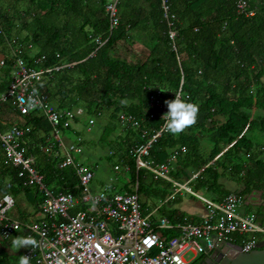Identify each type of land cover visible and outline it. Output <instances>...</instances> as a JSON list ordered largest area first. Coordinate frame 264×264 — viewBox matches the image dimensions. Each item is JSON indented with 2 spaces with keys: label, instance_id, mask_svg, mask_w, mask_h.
Returning a JSON list of instances; mask_svg holds the SVG:
<instances>
[{
  "label": "trees",
  "instance_id": "trees-1",
  "mask_svg": "<svg viewBox=\"0 0 264 264\" xmlns=\"http://www.w3.org/2000/svg\"><path fill=\"white\" fill-rule=\"evenodd\" d=\"M110 1L0 0V56L4 57L0 95L9 90L19 59L31 68H53L37 83V92L47 96L57 111L82 109L88 119H96L101 133L97 144L107 150L105 157L115 160L121 170L130 168L126 172L130 181L113 191L134 193L138 183L144 216L156 209L172 222L184 221L179 211L168 208L173 184L138 170L132 154L165 124L166 112L151 105L156 90L167 106L165 101L174 100L181 89V98L197 104L199 112L195 125L179 135L162 133L148 159L166 163L178 152L171 175L184 181L200 172L190 186L216 201L231 193L223 178L236 180L243 195L263 187L264 0H249L257 12L253 18L238 15L234 0H169L179 21L178 52L168 36L161 0H120V24L112 33ZM95 39L105 44L98 48ZM122 115L137 124L123 123ZM0 121L24 130L20 146L26 156L36 158L35 167L47 188L56 195H79L75 169H61L58 159L42 149L50 144L53 127L40 108L22 115L8 99L0 104ZM0 130L4 131L2 125ZM66 131L79 138L82 149L96 144L72 126L62 128L63 134ZM204 140L211 142L210 150L203 146ZM182 147L187 150L179 153ZM18 172L5 161L0 147V196L24 194L39 205V189L26 186ZM154 199L162 206L153 209L149 203ZM152 219L156 221V215ZM166 235L174 237L177 232Z\"/></svg>",
  "mask_w": 264,
  "mask_h": 264
},
{
  "label": "built area",
  "instance_id": "built-area-1",
  "mask_svg": "<svg viewBox=\"0 0 264 264\" xmlns=\"http://www.w3.org/2000/svg\"><path fill=\"white\" fill-rule=\"evenodd\" d=\"M111 0L107 6L110 17L111 33L120 24L118 3ZM238 15L253 18V9L249 0H234ZM163 19L169 28L168 36L175 52H178V17L172 13L169 0H161ZM98 48L105 42L95 39ZM4 57L0 56V65ZM59 70V68H55ZM52 69H35L27 66L21 59L17 61L12 74V83L7 93L0 95V104L13 99L14 106L26 115L38 108L53 127L52 139L43 151L58 159L61 169L72 166L79 178V195H56L44 184V177L35 167L36 158L26 156V150L20 146L24 130L12 126L9 131L0 130V147L5 161L19 169L18 176L24 179L26 186L39 189L42 200L38 205L39 218L23 222L10 216L15 207V198L11 195L0 196V238L10 239L17 232H24L38 241L39 246L33 251L28 248L24 256H29L35 264H191L185 256L193 253L195 259L211 254L218 246L228 243L237 244L242 252L256 250L264 240V224L258 221L253 213L244 210L246 198L240 192H232L216 201L195 192L190 186L198 178L194 174L190 180H176L172 175L171 164L178 152L172 153L168 162L159 163L148 159L153 143L166 132L164 125L152 136L147 144L136 147L132 154L136 159L137 169H145L155 179H162L174 186L175 195L186 192L202 201L207 215L197 222L185 219L183 222H172L161 218L153 223L150 216L142 213V202L138 194V183L135 192L113 191L112 186L96 190L92 186L95 173L89 167L78 162L83 155L80 145H67L63 140L62 128L72 126L75 118L83 115L82 109L57 111L49 104L48 98L37 92V83L45 73ZM183 81L181 83V87ZM161 91L156 90L151 97V105L157 111H168L161 100ZM181 97V89L178 92ZM152 118L154 116H151ZM123 123L137 124L132 117L122 115ZM95 119H88L86 130L92 131ZM1 125V121H0ZM182 147L179 153L186 152ZM122 167L116 166L119 171ZM128 171L129 167H124ZM113 185V184H112ZM177 231L178 235L167 237L165 232Z\"/></svg>",
  "mask_w": 264,
  "mask_h": 264
},
{
  "label": "crops",
  "instance_id": "crops-1",
  "mask_svg": "<svg viewBox=\"0 0 264 264\" xmlns=\"http://www.w3.org/2000/svg\"><path fill=\"white\" fill-rule=\"evenodd\" d=\"M1 125H2V129L4 130L3 132L9 131L12 126H15L12 122H3V124L1 122ZM126 167H128V166H126ZM184 181H187V180H184ZM222 184L225 186V188L227 190L231 191V193L232 192H239L243 189V187L241 185H239V183L236 180H234L233 178H223ZM106 186H109V185H106ZM134 190H135V188H134ZM188 194H185V192H182V193L175 195V197L173 199H171V197H170L168 199V200H170L169 201L170 206H168V208L170 210L179 211L180 214H182L184 216V220L187 219L188 221H191V222H197L201 218H203L207 215L206 206L202 201H200L199 199L195 198L192 195L188 196ZM176 198L179 199V201L174 202V200ZM207 198H209V197H207ZM38 200L41 201L40 196H38ZM15 201H16L15 207L10 212V216L12 218L17 219L19 221H23V222H31V221L37 220L40 217L39 213H38V205H35L34 199L32 197H30V196L28 197L27 195L22 194L18 198H15ZM247 202H249L248 199H247ZM245 206H251V205L245 204ZM158 212L159 211H157L155 209L152 213H150L147 216H150V219L152 221L153 220L152 216L156 215ZM245 212L250 213L246 210H245ZM161 218H168V217L161 216V217H158L156 221H152V222L157 223ZM257 218H258V216H257ZM258 221H259V219H258ZM259 222L262 223L261 221H259ZM167 232H171V231H167ZM167 232H165V235ZM175 232H177V231H175ZM177 235H178V232H177ZM17 236H25V234H24V232H17L8 240H2L0 238V264H19V260H20L21 256H24V253L28 248H21V249L17 250L11 244V241L13 239H15ZM30 264H35V263L30 261Z\"/></svg>",
  "mask_w": 264,
  "mask_h": 264
},
{
  "label": "rangeland",
  "instance_id": "rangeland-1",
  "mask_svg": "<svg viewBox=\"0 0 264 264\" xmlns=\"http://www.w3.org/2000/svg\"><path fill=\"white\" fill-rule=\"evenodd\" d=\"M89 116L85 113L83 115L78 116V121L77 122H73L72 124V128L75 131H79L82 136H84L85 140L87 141H91L93 139H95V146L89 147L85 146V148H83L84 153L82 156H79L78 162L84 164L87 167H91L94 169V173H95V178L92 182V186L94 187V189L96 190H101L103 189L106 185L109 186H114L117 191L120 190V188H122L125 184H127L130 181V175L126 172H124L123 170H119L116 171L115 170V160H110L108 158H106V154L108 153L106 149H104V147L102 145H100L99 143L97 144V139L99 137L100 130L97 129L96 125L94 127V131L92 133H89L86 130V122L88 121ZM96 121V119H95ZM102 124L106 123V119L103 118V120L101 119ZM100 121V122H101ZM63 134V133H62ZM63 140L65 141V143L67 145L71 144V143H75L77 144L79 142V138L72 132V131H66L63 136H62ZM263 145H264V140L260 141ZM204 147L208 150H210V148L212 147V144L210 141L208 140H204ZM94 148H96L97 150H95ZM101 149L100 150H98ZM264 159V156H263ZM113 184V185H112ZM185 194H188L185 192ZM204 194V193H202ZM190 194H188L189 196ZM205 197H209L210 199L213 198L211 195L205 193L204 194ZM248 195L245 194L244 198H247ZM149 205H152V208L154 209L153 205L156 206H162V202H160L159 200H152L150 201ZM244 210L250 212V213H254L258 216L259 221H261L264 224V214L262 212H260L258 209H256L253 206H244L243 207ZM157 218L161 217V213H157L156 214ZM260 240H264V236H260L259 237ZM186 260L191 262V264H199V257H197L195 259V256L193 253H188L185 256Z\"/></svg>",
  "mask_w": 264,
  "mask_h": 264
},
{
  "label": "clouds",
  "instance_id": "clouds-1",
  "mask_svg": "<svg viewBox=\"0 0 264 264\" xmlns=\"http://www.w3.org/2000/svg\"><path fill=\"white\" fill-rule=\"evenodd\" d=\"M168 111L163 115L165 129L172 135H179L187 128L195 125L199 107L195 103L187 102L176 94L174 100L165 101ZM12 246L19 250L31 248L33 251L39 246L38 241L31 236H17L11 241ZM19 264H30L29 256H21Z\"/></svg>",
  "mask_w": 264,
  "mask_h": 264
},
{
  "label": "water",
  "instance_id": "water-1",
  "mask_svg": "<svg viewBox=\"0 0 264 264\" xmlns=\"http://www.w3.org/2000/svg\"><path fill=\"white\" fill-rule=\"evenodd\" d=\"M253 195L254 193L248 200H251ZM246 205L256 206L251 202H246ZM221 259L224 260L221 264H264V243L249 253L242 252L241 247L233 243L218 246L210 256V260L219 262Z\"/></svg>",
  "mask_w": 264,
  "mask_h": 264
},
{
  "label": "flooded vegetation",
  "instance_id": "flooded-vegetation-1",
  "mask_svg": "<svg viewBox=\"0 0 264 264\" xmlns=\"http://www.w3.org/2000/svg\"><path fill=\"white\" fill-rule=\"evenodd\" d=\"M252 193H254V195H253L254 197L251 200H249V202L256 205L253 207H255L256 209H258L260 212H262L264 214V186L259 188V189H254L250 194H247L248 197L246 198V202ZM212 253L209 255L200 256L199 257V262H200L199 264H221L224 261L223 259H221L219 262H215V261L210 260V256L212 255Z\"/></svg>",
  "mask_w": 264,
  "mask_h": 264
}]
</instances>
